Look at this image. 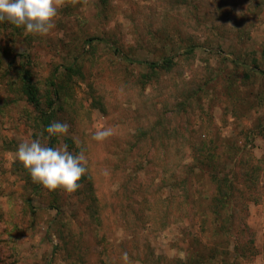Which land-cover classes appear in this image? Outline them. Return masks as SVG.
Instances as JSON below:
<instances>
[{
    "label": "rangeland",
    "instance_id": "374dc122",
    "mask_svg": "<svg viewBox=\"0 0 264 264\" xmlns=\"http://www.w3.org/2000/svg\"><path fill=\"white\" fill-rule=\"evenodd\" d=\"M53 23L0 22V264H264V0H57ZM25 69L85 155L72 192L16 157L50 141Z\"/></svg>",
    "mask_w": 264,
    "mask_h": 264
},
{
    "label": "clouds",
    "instance_id": "9594fccd",
    "mask_svg": "<svg viewBox=\"0 0 264 264\" xmlns=\"http://www.w3.org/2000/svg\"><path fill=\"white\" fill-rule=\"evenodd\" d=\"M56 15L57 0H0V22L7 20L18 27L23 26L28 33L47 34L54 27ZM68 129L67 123L56 121L45 131L50 135H60L67 133ZM112 134V129L105 127L97 130L92 139L102 142ZM16 157L29 171L32 180L48 190L63 188L72 192L88 171L83 152L74 155L67 150V145L63 149L44 146L38 138L30 143H20ZM123 259H128L126 252Z\"/></svg>",
    "mask_w": 264,
    "mask_h": 264
},
{
    "label": "trees",
    "instance_id": "16d2710c",
    "mask_svg": "<svg viewBox=\"0 0 264 264\" xmlns=\"http://www.w3.org/2000/svg\"><path fill=\"white\" fill-rule=\"evenodd\" d=\"M139 62L140 63L144 62L152 68H157L160 66L168 65L170 62H172V57H165L162 59V61H158V60H156V61H141V60H139ZM22 83H23V86H22L23 92L27 96L28 101L31 102L35 107L39 108L42 111V113H44V114L48 113V115H45V117H46L45 129H46V127L52 123V120L54 117V105H51L52 111L50 113H49V111L43 110L40 107V98H39L36 86H35L34 82L32 81V75L28 69H25V71L23 73ZM49 136H50V141L48 143V147H53V143L55 142V136L50 135V134H49ZM200 166H201V169H203L204 165H200ZM213 167H215V166H213ZM256 170H257L256 167H254V165H252V167L249 169V174L253 175L256 172ZM208 174H209L211 180L218 181L219 175L215 173L214 168L212 170L209 169ZM228 176L229 175H227V177ZM234 183L235 182L232 181V179H225V180L221 181L220 185H218L219 183L217 184L218 188H219V193H217V194L215 193L212 197L210 195L207 196V198H209V200L211 199V201L214 204V205L212 204L213 209H211L214 214L216 213V214L220 215L219 209L225 208L226 206H228V201L230 200L229 193H231L230 191L233 189L232 185ZM223 189H225V191H222ZM196 200L197 199H196V195H195V196H193L192 202H195ZM218 215H216V216H218ZM200 252L201 251H199L198 249H197V251H195V254L198 255V261H194V263L192 262V264H199V262H200L199 260L204 256ZM211 256H213V254H211L210 257ZM214 257L215 256H213L212 258H214ZM193 260H194V258H193Z\"/></svg>",
    "mask_w": 264,
    "mask_h": 264
}]
</instances>
